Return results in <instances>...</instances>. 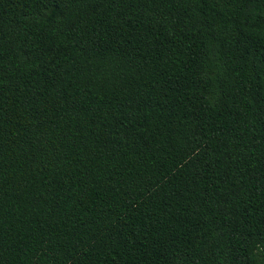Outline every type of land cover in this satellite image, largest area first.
Instances as JSON below:
<instances>
[{
  "label": "trees",
  "instance_id": "trees-1",
  "mask_svg": "<svg viewBox=\"0 0 264 264\" xmlns=\"http://www.w3.org/2000/svg\"><path fill=\"white\" fill-rule=\"evenodd\" d=\"M0 264H264V0H0Z\"/></svg>",
  "mask_w": 264,
  "mask_h": 264
}]
</instances>
